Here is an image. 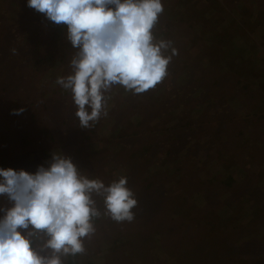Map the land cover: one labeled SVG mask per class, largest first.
Returning <instances> with one entry per match:
<instances>
[{
	"label": "rangeland",
	"instance_id": "1",
	"mask_svg": "<svg viewBox=\"0 0 264 264\" xmlns=\"http://www.w3.org/2000/svg\"><path fill=\"white\" fill-rule=\"evenodd\" d=\"M162 2L152 31L172 42L168 75L143 93L113 85L83 128L55 84L77 51L66 28L0 0V168L34 173L55 153L106 186L127 176L134 219L93 193L95 231L62 264H264V0Z\"/></svg>",
	"mask_w": 264,
	"mask_h": 264
},
{
	"label": "clouds",
	"instance_id": "2",
	"mask_svg": "<svg viewBox=\"0 0 264 264\" xmlns=\"http://www.w3.org/2000/svg\"><path fill=\"white\" fill-rule=\"evenodd\" d=\"M27 4L64 26L66 39L77 50L70 61L71 73L57 77L55 84L71 91L81 127L107 115L105 92L113 85L143 93L168 75L171 56L163 50L172 42H154L152 31L164 11L162 0H27ZM127 185V176H121L106 186L82 175L70 157L55 153L34 173L0 168V197L10 205L0 207L4 212L0 264H62L61 254L82 252V238L94 233L92 221L100 215L93 193L104 196L106 215L131 222L138 201ZM41 236L47 240L38 249L34 243ZM45 250L51 255H41Z\"/></svg>",
	"mask_w": 264,
	"mask_h": 264
},
{
	"label": "trees",
	"instance_id": "3",
	"mask_svg": "<svg viewBox=\"0 0 264 264\" xmlns=\"http://www.w3.org/2000/svg\"><path fill=\"white\" fill-rule=\"evenodd\" d=\"M225 65H223V63H221V65L219 64V65H216V67H218V68H221V69H224L225 67H224ZM228 66V65H227ZM214 68V67H213ZM226 69L227 70H229V69H232L231 68V66H228V67H226ZM263 76H264V74H262ZM192 76H194V75H192ZM237 93V92H236ZM236 97H232L233 99H236V100H239V95H238V93L235 95ZM242 100V98L240 97V101ZM263 103V102H262ZM224 177L227 179V182H224V189L225 188H227V187H231L232 186V184L233 183H235V181H234V179H233V177L232 176H229V175H224ZM234 185V184H233Z\"/></svg>",
	"mask_w": 264,
	"mask_h": 264
}]
</instances>
